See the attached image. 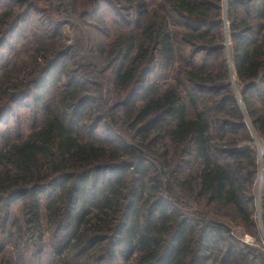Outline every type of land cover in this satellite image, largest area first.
<instances>
[{"label": "trees", "instance_id": "obj_1", "mask_svg": "<svg viewBox=\"0 0 264 264\" xmlns=\"http://www.w3.org/2000/svg\"><path fill=\"white\" fill-rule=\"evenodd\" d=\"M47 2L0 0V264H264L216 224L256 230L261 162L264 232V0L226 1L229 58L223 0H88L125 12L90 89Z\"/></svg>", "mask_w": 264, "mask_h": 264}, {"label": "rangeland", "instance_id": "obj_2", "mask_svg": "<svg viewBox=\"0 0 264 264\" xmlns=\"http://www.w3.org/2000/svg\"><path fill=\"white\" fill-rule=\"evenodd\" d=\"M68 1L70 0H63V3H66V7L64 8V11H62L64 13L63 14L64 18H61L60 16V18L56 19V16L54 14H50V18L53 21H57L61 19H68L71 22L70 25L68 24L63 29V33L67 38L66 43L68 46L72 48V53L70 57L71 59L67 60L68 67H69V62L72 61V63L74 64L73 69L77 68L79 70L78 77L80 78V82H86V89H90L91 87L90 83L96 82V81L102 82L104 83V86H106V83L109 81L110 74L106 72L107 66H105L104 62H102L98 58V54L96 53L97 51L96 50V44H97L96 38L100 40L102 39L103 41V32H101V26L97 25L95 23L96 22L95 20L97 18L102 17L105 23V27L107 26L111 35H116V33L118 32L122 33V31L125 30L124 20H123V17L121 16L123 15L122 13H125V12L117 10L121 12L120 14L119 12H116L115 10L116 6L111 7V6H107V4H103V5L100 4L101 8L98 11V14L96 15L95 19H93L90 17L92 16L91 13L93 12L94 7L93 6L90 7L88 0H76V6L75 5L73 6V9L75 10L72 9V6L70 7V3H68ZM107 1L113 2L114 0H107ZM226 1L227 0H223L222 8H223V17L225 20L224 33H225V41H226V46H227L226 51L228 54L227 56L229 58V48H228L229 39L227 37V26H228L227 24L228 23H227V13H226V8H227ZM58 3H59V0H51V3H48V4L51 6H56ZM81 3H84V6H83V9L80 10V8L82 7L80 6ZM71 4L72 5L74 4L72 0H71ZM38 5L39 7H42L38 10V15L36 16L35 14H31L33 17V20L31 22H34V23H36L34 19L36 20L39 17H40L39 19H44L48 16L47 9L44 8L45 6L40 5V3H38ZM50 13H52L51 8H50ZM115 23L118 26H116ZM23 27L24 26L22 25L21 28ZM81 29H84L86 31L84 35L80 32ZM15 39L16 37H13L12 40H8L5 46L0 48V57L4 56L5 58L6 56L11 55V49H14V47L16 46L14 42ZM105 43H107V41ZM101 87H103V85ZM23 110L24 108H20L19 111H17L16 109L15 112L16 114H18ZM21 116H23L22 112H21ZM122 136H124L125 138L127 137L125 132H124V135ZM258 150H259L260 157H261L262 156L261 149L258 148ZM259 173L260 174L257 178V184L255 187V195H256L255 206H257V212L255 214V222L257 226L256 230L253 232V234H250V233H246L243 228L239 226H235L233 223H225L224 225H226L227 227L231 229L232 235L236 238L237 241H239L240 244H244L246 246H255V247H258L264 250V232H263V227H262V216H261L260 207H259L260 197H261L260 191L263 187L261 162L259 165ZM176 193L177 195L181 194L178 191H176ZM170 201L173 205L178 206V204L175 203L172 199ZM246 237L250 238L251 241L250 242L246 241L245 240ZM9 252L12 253V247L10 248ZM30 259H31L30 257H25L23 254L21 263L30 264ZM263 260H264V256H263ZM33 261L31 262V264H51L53 262L50 251L45 252V254L39 259L38 263H36L35 260Z\"/></svg>", "mask_w": 264, "mask_h": 264}, {"label": "water", "instance_id": "obj_3", "mask_svg": "<svg viewBox=\"0 0 264 264\" xmlns=\"http://www.w3.org/2000/svg\"><path fill=\"white\" fill-rule=\"evenodd\" d=\"M162 173H163V171H162ZM216 224L223 226L227 231L231 232V229L229 227H227L226 225L220 224V223H216ZM251 248H252V250L258 252L261 256H264V250H262L258 247H255V246H252Z\"/></svg>", "mask_w": 264, "mask_h": 264}, {"label": "bare ground", "instance_id": "obj_4", "mask_svg": "<svg viewBox=\"0 0 264 264\" xmlns=\"http://www.w3.org/2000/svg\"><path fill=\"white\" fill-rule=\"evenodd\" d=\"M245 240H246V241H248V242H250V241H251V239H250V238H248V237H246V238H245Z\"/></svg>", "mask_w": 264, "mask_h": 264}]
</instances>
